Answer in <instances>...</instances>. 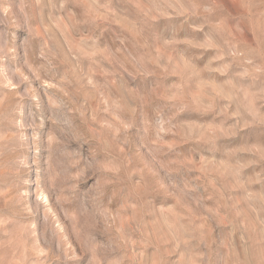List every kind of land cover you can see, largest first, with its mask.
Wrapping results in <instances>:
<instances>
[{
	"label": "rangeland",
	"instance_id": "rangeland-1",
	"mask_svg": "<svg viewBox=\"0 0 264 264\" xmlns=\"http://www.w3.org/2000/svg\"><path fill=\"white\" fill-rule=\"evenodd\" d=\"M0 264H264V0H0Z\"/></svg>",
	"mask_w": 264,
	"mask_h": 264
}]
</instances>
